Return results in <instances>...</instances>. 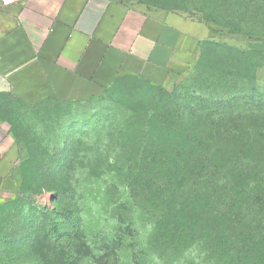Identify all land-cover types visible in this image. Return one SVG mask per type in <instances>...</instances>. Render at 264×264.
<instances>
[{
	"label": "rangeland",
	"instance_id": "obj_1",
	"mask_svg": "<svg viewBox=\"0 0 264 264\" xmlns=\"http://www.w3.org/2000/svg\"><path fill=\"white\" fill-rule=\"evenodd\" d=\"M126 1L186 12L211 26V40L264 52V36L223 26L264 31L255 10L262 0ZM200 56L201 50L193 66ZM205 61L209 76L208 68L231 59L226 49L207 46ZM254 66V93L231 102L238 126L251 123L250 146L224 143L220 156L184 165L179 192L161 190L159 166L130 158L131 147L114 148L111 138L120 144L114 129L152 94L186 91L190 82L183 78L192 69L170 83L129 77L116 85L120 94L96 103L30 108L2 94L0 125L28 171L15 191L0 197V264H264V58ZM46 109L58 114L47 119L49 136L41 123ZM56 161L65 166L55 177L45 174L51 192L38 183L40 164Z\"/></svg>",
	"mask_w": 264,
	"mask_h": 264
},
{
	"label": "crops",
	"instance_id": "obj_2",
	"mask_svg": "<svg viewBox=\"0 0 264 264\" xmlns=\"http://www.w3.org/2000/svg\"><path fill=\"white\" fill-rule=\"evenodd\" d=\"M211 26L183 11L126 0H0V92L37 104L86 100L117 78L170 83L187 74ZM0 125V197L23 180Z\"/></svg>",
	"mask_w": 264,
	"mask_h": 264
},
{
	"label": "trees",
	"instance_id": "obj_3",
	"mask_svg": "<svg viewBox=\"0 0 264 264\" xmlns=\"http://www.w3.org/2000/svg\"><path fill=\"white\" fill-rule=\"evenodd\" d=\"M255 6L256 12L262 15L261 20L259 19L256 23L264 27V4L255 2ZM162 7L172 9L167 6ZM223 26L230 28L234 33L264 36V31H245L240 26L231 27V25L224 22ZM207 46L226 49L231 59L228 66L227 64L220 66V63H218V65H212L208 68L210 70L209 76L203 75L207 66L206 61L203 64ZM200 50L202 57L200 56L197 59L194 66L192 64V71L188 72L189 74L183 78V81H186L185 83L190 82V86L187 87L186 91H182L180 87L173 89V91H163L160 95L152 94L145 100V107L137 108L134 114L129 115V122L114 129V134L119 136L120 144L115 143L116 138H113V136L111 138L115 144L114 148L131 147L132 154L129 156L130 158L138 157L141 163L159 166L158 171L154 173L161 177V190L183 191L184 188L182 187L187 179L184 165L193 161L198 162L208 154L212 158L220 156L224 143L235 145V143L240 142L239 144L243 146H250L248 128L251 123L245 122L242 123L241 127L238 126V121L235 120V111L231 109L235 105L231 102L247 99L254 93L257 84L254 60L260 57L264 58V52L250 48L244 50L211 39L202 41L199 52ZM222 66L226 67L222 70ZM129 77L136 76L119 77L101 95L92 96L86 100L63 101L56 98H47L37 104H29L10 92H0V96L5 93L8 98H13V100L30 108H44L49 102H57L62 105L96 103L107 95L117 96L120 94L121 92L116 88V85ZM46 111L45 118H42L41 123L46 127L45 130L49 136L52 131L48 130L51 125L47 119H52L58 114L52 109H46ZM37 122H39V119H37ZM110 127L112 128V125ZM48 151V149H45V154H48ZM62 153L56 151V155H62ZM92 155L94 156V154ZM97 157H100L99 154ZM42 165L41 172L43 176L42 178L39 176L38 183L41 188L54 192L56 189L50 186L49 177H45V174L52 171L55 177L65 165H60L59 161L54 162L52 165L40 164V166ZM19 166L24 180V176L26 177L28 171L27 167L22 162H19ZM93 173L90 172V174ZM102 173L100 172V174ZM51 234L49 238L52 245L54 247L60 246L58 234L53 232Z\"/></svg>",
	"mask_w": 264,
	"mask_h": 264
}]
</instances>
